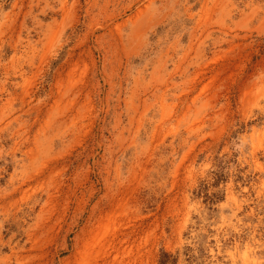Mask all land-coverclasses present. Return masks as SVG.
Wrapping results in <instances>:
<instances>
[{
	"label": "rangeland",
	"instance_id": "374dc122",
	"mask_svg": "<svg viewBox=\"0 0 264 264\" xmlns=\"http://www.w3.org/2000/svg\"><path fill=\"white\" fill-rule=\"evenodd\" d=\"M264 264V0H0V264Z\"/></svg>",
	"mask_w": 264,
	"mask_h": 264
},
{
	"label": "bare ground",
	"instance_id": "6f19581e",
	"mask_svg": "<svg viewBox=\"0 0 264 264\" xmlns=\"http://www.w3.org/2000/svg\"><path fill=\"white\" fill-rule=\"evenodd\" d=\"M243 264H258L257 260L254 258H249L246 255L242 257Z\"/></svg>",
	"mask_w": 264,
	"mask_h": 264
}]
</instances>
